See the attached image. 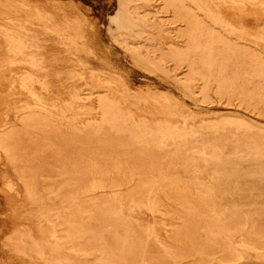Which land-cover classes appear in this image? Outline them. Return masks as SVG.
<instances>
[{
  "label": "rangeland",
  "instance_id": "374dc122",
  "mask_svg": "<svg viewBox=\"0 0 264 264\" xmlns=\"http://www.w3.org/2000/svg\"><path fill=\"white\" fill-rule=\"evenodd\" d=\"M24 1L59 9L54 71L87 107L59 150L67 175L52 150L31 199L0 177V264H264V0ZM91 70L117 78L93 86ZM6 94L0 108L25 97ZM111 152L129 172L103 173ZM30 225L31 247L8 244Z\"/></svg>",
  "mask_w": 264,
  "mask_h": 264
},
{
  "label": "bare ground",
  "instance_id": "6f19581e",
  "mask_svg": "<svg viewBox=\"0 0 264 264\" xmlns=\"http://www.w3.org/2000/svg\"><path fill=\"white\" fill-rule=\"evenodd\" d=\"M11 1L15 5V7L17 8V12L12 16H9L10 14L6 15L7 13L5 14L2 11H1L2 13L0 12V51L2 54V55L0 54V80L3 79L2 82L0 83V94L4 95V94L8 93L9 94L8 100H9V96H25V97L23 99L19 100L17 103L13 102L12 104H8V105H5L3 108H0V113H1L0 114V177L3 180L2 190L4 191V193H7V195L9 193L10 194L15 193L16 191L18 193V190H17L18 187L17 186L20 185V188H22V195L24 197H26L27 199H31L37 193L38 186H37V176H33V177L29 176L30 172L34 168H39V169L45 168V165H44L45 163L43 164V162H42V161H44V159L42 161H39L38 163L36 162V164H34V162H35L34 159H36L35 158L36 155L41 154V153L46 154V153H49L50 151L53 150L52 154H54V152H56L58 154V155L56 154L58 156V157L56 156L57 157L56 160L58 163V166L56 165V167H58L61 174L63 173V174L67 175V173H68L67 167L65 168V163L63 164V161L61 160V156H59V155H61L60 154L61 151L59 152V150H61L60 147H62V146L72 144L73 139L75 137V134H78L81 132V127L79 126L80 118L78 116H79L81 110H83L87 106L85 105V103L82 102L83 97H81L80 93L74 94L71 98H65V96H63L64 95L63 93L65 91L64 90L65 83H64L63 79L60 78L59 72L56 73L54 71L55 70L54 65H56V64H54L56 61V58H55L56 53L51 52L49 50V46L53 47V44H54L53 42H55V41H58L59 43H64V41H62V39H61V37H62L60 35L61 32L60 33L57 32L59 29V25L57 24L58 20L56 21V18L59 14V12H58L59 9H57L58 11L53 10L54 9L53 5L51 7L53 9H50L47 6H44L42 4L30 5L29 3H27L24 0H11ZM125 1H127V0H120V4H119L120 7H121V5H124ZM228 1L236 2L237 0H227V2ZM224 2L226 4L225 0H224ZM231 2H229V3H231ZM215 7H216V5H215ZM231 7H233V6H231ZM57 8H58V6H57ZM224 8L225 7H223V9ZM203 9H204V7H203ZM205 9H206V7H205ZM219 9H221V8H219ZM123 10H124V8H123ZM252 10H250V11H252ZM126 11L129 14H133L131 11V8L127 7V5H126ZM206 11H208V9ZM241 11H244V10H241ZM134 13L139 18L142 16V14L139 10H135ZM211 14H213V13L211 12ZM241 15H243V14L241 13ZM250 16L252 17L251 14H250ZM247 19L245 17L246 23L248 22ZM216 20H218V19L216 18ZM220 23H221V21H220ZM48 30H50V33H48L49 35L46 34V32ZM213 33H214V31H213ZM262 33H264V32H262ZM48 37H50V38H48ZM117 38H118V35H117ZM119 38H121V37H119ZM119 41H120V43L126 42L125 39H120ZM49 42H51V43H49ZM67 43H69V42H67ZM50 44H52V45H50ZM61 55H62V53H61ZM75 62H76V60H75ZM8 74H10V75H8ZM91 78H92V84L91 85H93V86L98 85V86L104 87V86H108L109 84L114 83L117 77L116 78L105 77V76L101 75V72H96V71L91 70ZM117 87L121 88V87H123V85H121L119 83V85H117ZM117 87H114V88H117ZM126 93H127V91H126ZM14 99H13V101H14ZM16 100L17 99H15V101ZM3 105H4V103H3ZM80 117H81V115H80ZM123 138H125V137H123ZM111 153L113 154L114 152H111ZM116 153L117 152H115L114 154L116 155ZM142 154H144L143 151L141 152V155ZM115 155H113V156L110 155L112 158H111V160H109L110 161L109 165L107 164L108 168L106 167L107 169L105 168V171L103 172V173L108 174L110 177L120 176L126 172H129L128 170L131 168V167L130 168L127 167L128 165L126 166L125 164H123L122 159L120 160L119 156H117V155L115 156ZM136 155H138L139 157L141 156L139 154H136ZM136 155L134 157H136ZM44 156L46 157L47 155H44ZM121 156H124V155H121ZM48 157H49V155H48ZM100 157H101V155H100ZM139 157H137V158H139ZM152 158H150L151 160H148L147 158H145V160H144L145 163H143V164H146V161H148L146 165H150V163H152L151 162ZM166 159H164V161H167ZM169 159H171V158H169ZM173 159H174V157H173ZM26 160L27 161L31 160V164L28 167H26L24 165L21 166L20 163H22ZM106 160H107V158H106ZM161 161H163V160H161ZM126 162H127V160H126ZM167 163L169 164L170 162H167ZM176 163H178V162H176ZM163 164H164V162H163ZM165 164H166V162H165ZM51 166L54 169V166L53 165H51ZM164 167H165V165H164ZM166 167H170V166H166ZM50 169L51 168H49V170ZM135 169H137V168H135ZM144 170L146 171V169H144ZM36 171H39V170L36 169ZM134 172L130 171L131 179H133V177L135 175ZM113 178H115V177H113ZM75 184H76V182H75ZM116 184H118V183H116ZM168 184H169V182H168ZM72 185H74V184H72ZM1 186H2V184H1ZM164 187L166 188V186H164ZM137 191H138V188H137ZM165 193H167V192H165ZM14 196H16V195H14ZM177 196L178 197L181 196V191L177 192ZM17 197H19V196H17ZM140 197L142 198L143 196H140ZM143 198H145V197H143ZM17 199H18V201H21V200H19V198H17ZM152 199L154 200L153 197H152ZM11 200H13V199H11ZM149 203H148V205L150 206ZM15 204H17V203L15 202ZM154 204H155V202H154ZM15 206H17V205H15ZM154 206H156V205H154ZM14 210H16V209H14ZM18 214H19V212L17 213V215ZM27 218L29 220L32 219L30 214H27ZM22 220H24V222H25V219H22ZM43 220H44V218H43ZM46 221H49V220L47 219ZM49 222H47V223H49ZM13 223L15 225L14 221H13ZM19 223L24 224V223H22V221ZM47 223H46V226H48ZM27 224H28V222H27ZM15 226H14V228H16ZM49 226H50V224H49ZM49 226H48V228L51 227V226L50 227ZM44 227H45V225H44ZM44 227H42V228H44ZM30 230H31V225L29 227H23V228L19 229L18 231L15 230L9 236V239H7L8 244H11L16 250H20V249L22 250V248H21L22 246L23 247L24 246L25 247H31L32 246V240H31ZM45 231H46V229H45ZM77 233H79V232H77ZM146 233H147V235H149L152 232H150V229H147ZM45 234H47V236L50 237V239H52V242L54 240L55 241L57 240L56 230H52V228H51V230L49 232L47 231V233H45ZM80 235H81V233H80ZM65 238H66V240H64L63 242L69 241L68 240L69 238L68 239H67V237H65ZM58 242H59V239H58ZM58 242H56L57 245L59 244ZM61 243H62V241H61ZM23 251H25V250H23Z\"/></svg>",
  "mask_w": 264,
  "mask_h": 264
}]
</instances>
